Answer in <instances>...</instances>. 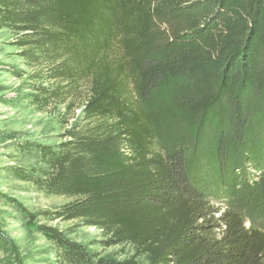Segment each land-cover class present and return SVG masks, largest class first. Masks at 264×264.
<instances>
[{
  "label": "trees",
  "instance_id": "obj_1",
  "mask_svg": "<svg viewBox=\"0 0 264 264\" xmlns=\"http://www.w3.org/2000/svg\"><path fill=\"white\" fill-rule=\"evenodd\" d=\"M0 29L23 34L24 56L51 64L52 80L88 84L84 115L96 123L63 151L45 149V178L17 171L48 194L77 197L66 220L133 246L148 264H264V230L254 227L264 213V160L250 146L245 101L248 90L264 89V0H0ZM200 66L221 81L229 110L217 166L223 185L242 183L233 200L246 219L234 210L216 216L217 197L184 150L156 149L144 103L171 75ZM60 89H39L48 97L36 104L61 98ZM215 97L185 106L203 111ZM50 237L65 264H141L94 262L83 247Z\"/></svg>",
  "mask_w": 264,
  "mask_h": 264
},
{
  "label": "rangeland",
  "instance_id": "obj_2",
  "mask_svg": "<svg viewBox=\"0 0 264 264\" xmlns=\"http://www.w3.org/2000/svg\"><path fill=\"white\" fill-rule=\"evenodd\" d=\"M24 40L20 32L0 29V264H65L58 244L50 236L83 247L94 262L136 259L148 264L133 246L112 244L101 229L85 226L81 220H66L63 212L77 197L48 194L17 176V171L23 170L37 179L45 178L50 171L45 149L63 151L96 123L84 115L88 84L69 86L52 80L51 64L26 59L27 49L21 46ZM220 85L212 68L200 66L183 75H171L144 103L154 126L156 149L185 151L202 186L217 197L213 203L219 210L217 217L229 210L240 211L233 194L242 193V183L232 190L220 181L215 148L220 134L228 131L229 110L219 94ZM58 88L63 93L61 98L36 104L48 97L39 89ZM215 94L203 111L185 106L187 98ZM245 101L253 118L250 146L264 160V89L248 90ZM249 171L257 177L253 167ZM258 213L254 227L264 230V213L262 209ZM240 214L247 218L245 212ZM251 225L246 221L247 227Z\"/></svg>",
  "mask_w": 264,
  "mask_h": 264
},
{
  "label": "built area",
  "instance_id": "obj_3",
  "mask_svg": "<svg viewBox=\"0 0 264 264\" xmlns=\"http://www.w3.org/2000/svg\"><path fill=\"white\" fill-rule=\"evenodd\" d=\"M226 229V227L225 226H222V228L221 229H218L217 230V232H218V234H220L223 230H225Z\"/></svg>",
  "mask_w": 264,
  "mask_h": 264
}]
</instances>
